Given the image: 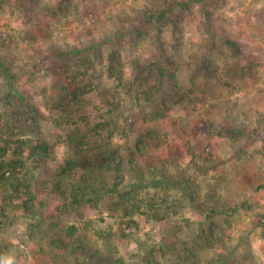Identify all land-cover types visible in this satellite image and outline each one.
<instances>
[{
  "label": "rangeland",
  "instance_id": "374dc122",
  "mask_svg": "<svg viewBox=\"0 0 264 264\" xmlns=\"http://www.w3.org/2000/svg\"><path fill=\"white\" fill-rule=\"evenodd\" d=\"M120 263L264 264V0H0V264Z\"/></svg>",
  "mask_w": 264,
  "mask_h": 264
},
{
  "label": "trees",
  "instance_id": "16d2710c",
  "mask_svg": "<svg viewBox=\"0 0 264 264\" xmlns=\"http://www.w3.org/2000/svg\"><path fill=\"white\" fill-rule=\"evenodd\" d=\"M30 107V118L29 116H27V122H29L27 124V122L25 121V126H28V125H36L38 126L40 124V116H44L42 114L41 111H39V109H37V107H35L33 104H29ZM23 131H26V128H24ZM147 135V134H146ZM148 136V135H147ZM20 163H22L20 160L18 161ZM11 164H12V161L11 160H8L5 164V167L7 166H10L11 167ZM97 165L96 166H85L84 168V174L82 178H80L79 182L82 184V185H87V189H93L95 188V185H96V181L98 179L99 176H102L103 175L105 176L104 173L108 172L107 170H111V166L108 164H102V163H96ZM7 170H2L3 172V175H5ZM15 173V170H11V174L14 175ZM93 193H95V190H93ZM85 196V191H81V190H78V189H75L73 192H72V199H74L75 201H79V200H82L83 197ZM113 263V261H111ZM122 264V263H120Z\"/></svg>",
  "mask_w": 264,
  "mask_h": 264
}]
</instances>
